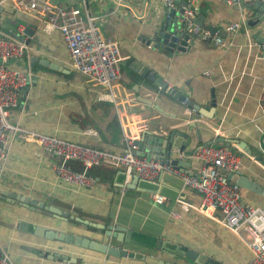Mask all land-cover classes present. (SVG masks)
I'll use <instances>...</instances> for the list:
<instances>
[{"label":"crops","instance_id":"0c3cea01","mask_svg":"<svg viewBox=\"0 0 264 264\" xmlns=\"http://www.w3.org/2000/svg\"><path fill=\"white\" fill-rule=\"evenodd\" d=\"M47 1L98 15L101 31L118 42L124 57L120 74L110 86L90 81L69 66L60 32L45 29L39 15L22 7L19 0H0V20L4 26L15 28L20 34L25 25H34L44 43V51H39L34 60L48 62L39 67L40 73L36 72L38 64L29 60L30 54L11 62V66L28 74V82L20 88L17 103L8 113L12 123L66 141L121 152L123 131L129 130L137 140L143 137V129L167 138L172 129L181 131L194 118L203 123L199 142L194 135L189 144H184L178 135L173 137L176 148L171 150V157L183 162L178 169L196 172L201 162L189 154L202 142L223 135L251 147V154H246L235 143L230 146L239 157L238 170L264 188V162H257L253 156L259 148L263 149L258 141L264 135V118L256 101L264 77V10L259 12L249 4L238 7L225 0H196L194 20L202 27H213L219 33L227 23L239 22V28L226 32L227 46L200 42L196 34L189 33V49L162 71L159 64L145 57L151 54L154 58L155 53L139 42L141 38L146 40V34L160 31L159 27L166 23L162 0ZM186 1L172 0L176 17ZM144 68L161 74L166 87L182 94L188 104H196L208 118L196 110L188 116L182 99L139 76ZM7 149L0 176V248L15 264H149L44 240L19 230L15 226L19 218H34L51 228L100 242L107 238L103 234L106 225L123 226L198 251L223 264H241L250 257L245 244L228 229L196 210L183 211L177 206V199L194 206L200 201V194L184 187L178 175L166 173L154 180L165 190L162 194L166 200L159 204L150 200L151 193L145 186L129 185L132 175L126 178L119 169L93 166L86 172L93 184H71L53 172L56 158L35 143L11 139ZM69 164L80 169L76 162ZM17 193L42 202L46 210L42 207L38 213L17 206L8 196ZM240 193L249 204H264V197L249 190L240 189ZM172 210L179 215H171ZM57 211L67 212L71 218L64 221L50 216ZM158 252L165 253L154 250L152 254L167 262L174 261ZM52 254L62 259L56 260Z\"/></svg>","mask_w":264,"mask_h":264},{"label":"built area","instance_id":"2783aa9c","mask_svg":"<svg viewBox=\"0 0 264 264\" xmlns=\"http://www.w3.org/2000/svg\"><path fill=\"white\" fill-rule=\"evenodd\" d=\"M228 4L261 3L264 0H225ZM21 6L39 15L43 26L60 32L68 53L69 66L85 75L90 81L100 86H110L120 74V62L124 58L118 42L106 36L100 28V17L88 15L78 7L53 5L47 0H19ZM165 19L175 9L172 0H162ZM179 17H175L178 34L183 29L196 34L202 40L216 45L222 44L221 38L210 33L194 21L197 10L196 0H187ZM239 22H229L225 32H235ZM178 34L175 37H178ZM29 48L22 41L6 35H0V176L7 157L8 143L11 139L33 142L43 152L56 158L52 164L53 172L63 181L71 184H93V179L86 172L93 166H106L119 169L126 178L136 175L140 179L154 181L163 174L178 175L181 184L200 194L199 203L194 206L177 199L181 210H196L210 218L239 238L250 252V257L241 264H264V204L252 205L243 201L239 185L231 181L227 174L238 171L239 157L230 147L224 145H206L193 150L189 156L200 160L201 166L196 172L185 173L168 162L159 159L146 160L135 154L137 145L129 130L123 131V151L100 149L88 145L66 141L59 137L27 129L8 119L9 110L17 103L19 90L28 82V74L11 66L12 61L28 57ZM257 107L264 118V77L257 96ZM185 113L190 116L194 109L188 99L181 100ZM191 118L190 121H194ZM69 162H76L80 169L71 168ZM150 200L163 203L166 198L158 193H151ZM171 215L178 216L172 210ZM0 264H15L0 248Z\"/></svg>","mask_w":264,"mask_h":264},{"label":"water","instance_id":"95a60500","mask_svg":"<svg viewBox=\"0 0 264 264\" xmlns=\"http://www.w3.org/2000/svg\"><path fill=\"white\" fill-rule=\"evenodd\" d=\"M124 3L129 6L127 2ZM182 5H184V2L182 3ZM250 7L257 9L259 12H262L264 10V5L259 2L252 4ZM179 11H181V8H179ZM173 15L174 13L171 14L172 20L170 22L163 23V26L159 27V29H161L160 31H158L157 33L146 34V40L145 38H141L139 40V42H141L144 47L148 48V50H151L150 52L155 53L154 58L151 54H147L145 57L153 61V63L159 64L158 66L162 67V71H164L169 62L178 58L183 52L189 49V44H187L189 34L187 33L179 35L178 42L176 44L173 43L177 35V33L174 31L176 22ZM196 22L198 23V20H196ZM167 28H169V30H167ZM208 29H210L209 31L211 33L216 31L213 27H208ZM0 34L12 37L18 41H22L24 44L29 46V60H31L32 63L38 64V69L36 70V72H42L39 67H44L48 65V62L44 60H34L39 51H44V43L41 40L40 32L34 25H25L24 28L21 30V33L18 34L15 32V28H6L0 20ZM218 35L223 39L224 32L219 31ZM197 40H200V42L209 43L208 40L204 41L200 38H197ZM38 44L40 45L39 47ZM226 45L227 43L225 42L223 46ZM211 46L213 45L211 44ZM49 68L54 67L49 66ZM139 76L146 82H149L154 85V87H156L157 89L161 91L165 90L166 93H170L174 98H184L182 94H178V92H175L174 89L166 87V83L163 82L161 74L159 75L156 72L148 70V68H144L139 72ZM141 86L144 87L147 91H151L154 94L156 92L147 88L143 84H141ZM189 106L196 110L197 113H200L203 117L208 118L207 113L201 111L196 104H189ZM202 125L203 123L199 122V120L193 122L190 121V123L185 125L181 131L172 129L167 138L153 135L149 133L148 130L143 129V137L140 140L134 139V143L137 145V147L140 148L139 150L135 151V154L143 156L146 160L159 159L161 161L168 162L170 165L179 167V165H183V162H178L174 157H171V150L176 148L174 146L173 137L175 135H178L183 138L184 144H189L194 135L196 140L199 142L200 127H202ZM234 143L242 150H245L246 154H251L250 146L245 145L243 142H237L236 140L229 139L223 135H217L212 140L202 142L199 146H196V148L204 147L209 144L233 147L232 145ZM258 143H260L263 149L259 148L258 153L254 154L253 156L257 162H264V135L260 138ZM184 144L179 147L180 151L183 150ZM105 148L121 149L113 146H107ZM196 148H194V150ZM227 176L231 181L236 182L239 185L240 189L249 190L250 192L264 197V188L254 182L250 177L241 173L239 170L233 173H228ZM132 183L135 185L140 184L142 186H145L144 189H146L149 193H154L158 191L159 194L164 195L162 193H164L165 190L162 186L158 185L156 181L140 179L133 174L129 185H131ZM162 183L164 184L163 181ZM8 196L11 197V199L13 200V202H15L17 206L25 208L26 210H31L38 213L41 212L42 207L44 208V210H46V207L43 206L42 202H38L36 199L31 198L30 196H25L24 194L19 193L9 194ZM46 215L49 216V214ZM50 216L64 221H66L68 217L71 218V216L67 212L61 211L52 213V215L50 214ZM19 219L20 220L15 223V226L19 230H23L28 234L42 238L47 241H57L75 247L87 248L97 252L105 253L117 259L129 258L134 260H141L149 264H223L219 260L207 257L198 251L186 248L184 246H178L177 244L168 240L153 238L152 236L123 226L113 227L110 224L106 225L105 227L99 226L100 228L104 227L103 234L107 236L105 242H100L96 240H90L86 237H82L79 235H75L72 232H66L51 228L42 221L36 222L34 218ZM75 220L83 222V220L77 217H75ZM92 225L95 226L94 224ZM111 237L113 238L112 242L110 241ZM110 242L114 244H110ZM134 248L140 250L135 251ZM154 250H164L165 253H158H162L164 257H168L171 260L174 259V261L167 262L165 261V259L156 258L155 255L152 254ZM48 257L50 258V256ZM51 257L56 258V260L62 259L61 256H57V254H52ZM73 263H75V259L73 260Z\"/></svg>","mask_w":264,"mask_h":264},{"label":"clouds","instance_id":"9594fccd","mask_svg":"<svg viewBox=\"0 0 264 264\" xmlns=\"http://www.w3.org/2000/svg\"><path fill=\"white\" fill-rule=\"evenodd\" d=\"M185 4V3H184ZM250 5H252V4H250ZM183 6V5H182ZM181 8V7H180ZM182 9V8H181ZM172 13H174V15H173V17L175 18L176 16V14H175V10H173L171 13H170V19L169 20H165V22H170L172 19H171V14ZM177 17H179V15H177ZM195 21V23H197L196 22V20H194ZM175 22H176V19H175ZM198 25H200L199 23H197ZM228 24V23H227ZM176 25H177V22H176ZM175 25V26H176ZM201 26V25H200ZM202 27V26H201ZM204 28V27H203ZM206 29V28H205ZM208 30V29H207ZM174 31L178 34V32L175 30V28H174ZM209 31V30H208ZM222 31L224 32V37L226 36V32H225V30H224V27H222ZM210 32V31H209ZM216 32V31H215ZM215 32H213V33H215ZM183 33H187V34H189V33H191V32H187V29L185 28V29H183L182 31H180V33L178 34V37H177V39H176V41L178 42V39H179V35H181V34H183ZM211 33V32H210ZM217 34H218V32H216ZM190 35V34H189ZM224 37H223V39L221 38V41H222V44H220V45H218V46H223L224 44H225V41H224ZM199 38V37H198ZM201 39V38H200ZM176 42V43H177ZM210 42V41H209ZM176 43H174V44H176ZM212 43V42H211ZM212 44H214V43H212ZM227 45H228V43H227ZM226 45V46H227ZM28 54H29V51H28ZM189 102V101H188ZM192 108V107H191Z\"/></svg>","mask_w":264,"mask_h":264},{"label":"trees","instance_id":"16d2710c","mask_svg":"<svg viewBox=\"0 0 264 264\" xmlns=\"http://www.w3.org/2000/svg\"><path fill=\"white\" fill-rule=\"evenodd\" d=\"M250 5V4H249Z\"/></svg>","mask_w":264,"mask_h":264}]
</instances>
